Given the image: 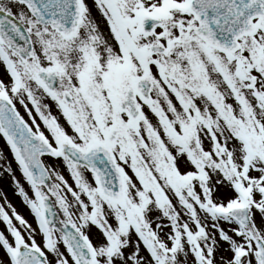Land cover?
<instances>
[{"label": "snow or ice", "instance_id": "obj_1", "mask_svg": "<svg viewBox=\"0 0 264 264\" xmlns=\"http://www.w3.org/2000/svg\"><path fill=\"white\" fill-rule=\"evenodd\" d=\"M0 138V264H264V0H0Z\"/></svg>", "mask_w": 264, "mask_h": 264}, {"label": "flooded vegetation", "instance_id": "obj_2", "mask_svg": "<svg viewBox=\"0 0 264 264\" xmlns=\"http://www.w3.org/2000/svg\"><path fill=\"white\" fill-rule=\"evenodd\" d=\"M21 114L23 115V111L21 110ZM25 119H27V116H25ZM0 143H4V141L2 140V138H0ZM5 145V143H4ZM6 146V145H5ZM17 176H19V174H17ZM4 178V193L7 195L8 197V201L16 208L17 212L20 213L25 219H27L29 221V223H32V217L29 215L28 210L25 208L24 210L23 207H16V204H14L13 201L15 202H21L20 198H18L15 194H14V186L11 184V180L10 178L5 174L2 176ZM2 230H3V225H2ZM1 255H3V253L1 252Z\"/></svg>", "mask_w": 264, "mask_h": 264}, {"label": "rangeland", "instance_id": "obj_3", "mask_svg": "<svg viewBox=\"0 0 264 264\" xmlns=\"http://www.w3.org/2000/svg\"><path fill=\"white\" fill-rule=\"evenodd\" d=\"M0 151H3L4 155L7 157V159L9 161L12 160V157H11L7 147L4 145V143H0ZM12 167H13V169H15L16 165L13 163ZM16 174H19V173L17 172ZM64 174L67 178V173H64ZM0 191H2L4 193V178L3 177H0ZM13 202H14V204H16V207H18V206L21 208L23 207L22 210H24L26 208L21 202L20 203L15 202V201H13ZM0 203H3V197L2 196H0ZM0 230H2V224H0ZM0 255H1V252H0Z\"/></svg>", "mask_w": 264, "mask_h": 264}]
</instances>
